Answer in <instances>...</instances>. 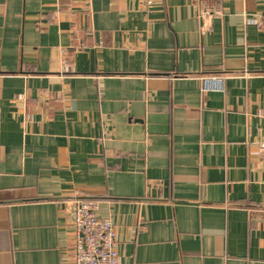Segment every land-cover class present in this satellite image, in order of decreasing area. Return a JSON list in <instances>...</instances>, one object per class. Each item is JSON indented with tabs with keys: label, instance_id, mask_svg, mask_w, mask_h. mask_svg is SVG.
<instances>
[{
	"label": "crops",
	"instance_id": "0c3cea01",
	"mask_svg": "<svg viewBox=\"0 0 264 264\" xmlns=\"http://www.w3.org/2000/svg\"><path fill=\"white\" fill-rule=\"evenodd\" d=\"M145 1L0 0V264H264V0Z\"/></svg>",
	"mask_w": 264,
	"mask_h": 264
},
{
	"label": "built area",
	"instance_id": "2783aa9c",
	"mask_svg": "<svg viewBox=\"0 0 264 264\" xmlns=\"http://www.w3.org/2000/svg\"><path fill=\"white\" fill-rule=\"evenodd\" d=\"M152 0H146L148 6ZM264 32V12L253 20ZM204 91H222V81L214 77L204 81ZM264 162V143L258 147ZM100 203L94 199L78 200L73 209V224L77 232V256L75 264H119V241L115 224L111 219L99 216Z\"/></svg>",
	"mask_w": 264,
	"mask_h": 264
}]
</instances>
